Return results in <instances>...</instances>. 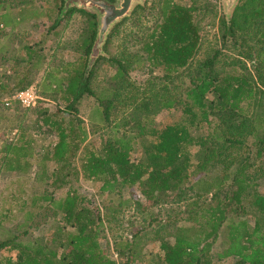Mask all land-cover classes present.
Here are the masks:
<instances>
[{"label":"trees","instance_id":"16d2710c","mask_svg":"<svg viewBox=\"0 0 264 264\" xmlns=\"http://www.w3.org/2000/svg\"><path fill=\"white\" fill-rule=\"evenodd\" d=\"M24 1L30 8L35 2ZM29 7L15 12L12 22L14 17H40ZM10 9L0 1V31L11 18ZM215 11L214 0H191L189 5L153 0L136 6L131 17L114 27L104 45L106 55L95 59L84 81L85 59L66 68L62 77L53 69L46 71L41 93L53 94L57 106L35 112L40 126L56 136L39 172L53 189L23 202L17 215L22 222L15 230L0 221V264H218L227 258L234 264H264V191L258 189L259 181L264 185V0H239L230 20L221 14L218 34L205 41L200 22ZM74 12L86 17L78 48L88 59L96 15L74 7L64 15ZM141 15L150 16V26H142ZM134 20L139 28L128 36H134L131 46L138 49L107 51L121 25ZM61 21L54 19L50 31ZM39 42L18 43L14 60L20 71L13 76L18 81L7 87L0 80V98L30 85L44 67L46 55ZM7 51L0 49L1 61ZM106 61L114 71L106 84L94 89L96 68ZM137 63L160 73H150L137 84L130 78ZM86 96L94 98L88 115L91 129L78 116ZM163 110H178L179 117L157 127L154 115ZM98 125L110 135L100 150H89L84 143L90 131L101 132ZM33 156L30 139L5 143L0 170L24 173ZM80 178L100 182L99 193L135 186L134 211L142 224L135 226L129 219L124 225L113 205L99 209L94 197L78 192ZM62 188L64 195L56 198ZM47 206L60 214L49 240L25 241L38 210ZM157 208L145 224L146 213ZM114 220L131 229L125 239L115 236H120L113 243L118 259L102 245ZM147 230L153 234L143 243ZM218 240L220 248L213 253Z\"/></svg>","mask_w":264,"mask_h":264},{"label":"rangeland","instance_id":"374dc122","mask_svg":"<svg viewBox=\"0 0 264 264\" xmlns=\"http://www.w3.org/2000/svg\"><path fill=\"white\" fill-rule=\"evenodd\" d=\"M0 1H3L4 5H6L7 7H11V9L8 11V17L13 16L15 12L23 13L25 7H29L25 5L24 0ZM143 1L144 5L145 3H147V5H150L151 1L153 0ZM178 1L183 4L189 5L191 0ZM60 4V0H35L32 8L29 7V9L32 10L29 11H36L34 14H32L33 16L41 14L40 17L38 16L39 18L37 17L35 19L31 16H19L21 19H17L16 17H14L15 22L13 23V17H11L7 22L8 24L6 26H2V30L0 31V49H2L3 51L7 49V52L12 53L14 57L12 58L11 56H8V53L7 57L10 59V61L7 62L6 56L4 61L0 60V80L5 82L7 87L13 86L18 81L16 78H13V76L20 71V67L17 65V63H15L14 60L15 57H17L16 55L18 51V43L20 41H22L23 44L32 45L40 41L39 43L43 45V52L46 55L44 67L34 76L30 85L25 87L28 88L30 86H33L37 96L39 97L35 106L26 108L19 105L20 103H16L17 101L11 100L12 95L19 90L10 91L11 93L9 94L5 93L4 96L0 98V147L5 143H15L20 138H23V140L30 139L32 141L34 150V156L30 159V167L26 172L8 173L3 169L0 170V221L2 224H4L5 227H8L12 230H15L17 226H19L22 222L21 216L18 217L17 215L18 209H20L23 202L26 201L29 197H37L42 194H49L53 189L50 184L51 180L47 179V176H44L43 179H41L39 172L42 163H45L42 160L43 156L50 148V146L53 145V143L56 141V136L52 131H45V127L40 126V115L39 113L35 112V109L56 108L57 106V102L54 101V99L51 97L53 96V94H51L49 91H45L49 96L41 93L44 90L43 80L46 71H48L49 69H53L54 72H58L56 75L62 77L65 75L66 68L71 69L84 59L87 64V58H84L81 55V52L78 48L82 33L86 27V17L78 12H74L73 14L65 16L64 14L67 9L72 7H68L61 15V11H59L58 13V6ZM214 4L216 10L215 14H208L207 17L202 18L200 22L202 28L201 35L205 41H211L214 39V36L218 34V19L221 14L225 16L222 0H214ZM64 5L65 1L63 0V7ZM135 9L136 7L133 9V11ZM49 10H51V12L50 15L47 16ZM131 15L126 18L131 17ZM56 18L57 20H62L61 24L57 28L53 29V31H50V26L53 20ZM140 20L143 27H147L148 25L150 26L152 23L150 16L141 15ZM2 25L5 24L2 22ZM138 28L139 27L136 25L135 20L127 21L126 23L122 24L119 33L113 36L112 42H110V44L107 46V51L112 52L115 48H117L120 52L122 49H125L126 46L129 50L124 51H129L131 53L136 51L138 49V46H131V44L134 42V36L132 37L128 35L134 33V35H136ZM204 53L205 51L203 47L201 50V54ZM248 65L250 66V63H248ZM113 71L114 65L111 62H102L96 68L95 74L91 80L92 87L96 89L98 86L106 84L109 76ZM150 73L156 75L160 72L158 69H154L153 72H151L148 67L141 69V67L137 63L136 69L130 71V78L137 84H140L150 75ZM7 76L9 77L7 78ZM5 98H8L10 100L9 105L5 104ZM93 105L94 98L91 96H86L78 106V116L84 121L88 129H91L88 115ZM177 117H179L178 110L160 111L154 115V125L157 127H161L166 123H171L172 121L177 119ZM98 126L102 127V129L100 130L101 132L91 133L90 131L87 140L84 143V146L89 150H100L103 139L110 135V130L107 127H103L100 125ZM196 133H202V131H198ZM100 134H103V136H100ZM136 151L138 157H140V149H137ZM48 163L50 164V162L46 161L47 167ZM75 164L77 167H79V159ZM50 171L51 169L49 166L47 175L50 174ZM200 175H202V173H200ZM259 183L260 184L258 185V189L264 191V185L262 181H259ZM78 185H80L81 187L78 192L85 195L87 198L94 197L97 201V206L99 207V209H101V207H103L104 205H113V208L117 207L118 210H116L118 211V214L116 217L122 220L124 222V225H126V223H129V219L135 221V226H140L142 224L141 215L137 214L134 211V201L136 195L133 191L135 186H124L123 188L116 189L112 194H110L109 192L99 193L100 182L80 178ZM65 191L66 188L58 190L55 194L56 198H60L62 195H64ZM119 195L121 198L119 197ZM131 198L133 199L129 201V199ZM170 199V197H167V200ZM142 203L143 205L145 204L143 201ZM173 204L174 203H172V205ZM158 210L159 208L146 213L145 217H147V219L144 223L147 224L148 220L154 217ZM160 210L161 212L163 211L162 209ZM54 211L55 210L51 206L39 209L34 222H31L28 236L23 239L25 241H33L36 238L41 239L43 237L48 241L51 236V232L54 230L56 221L60 217L59 213L54 215ZM110 225L111 227L108 228V231L106 232L107 239L102 238V245L106 254L118 259V255L114 250L113 243L114 239L120 236H115L121 235L123 238L127 237L130 235L129 233L131 229L129 226H126L127 228H124L121 226L122 224L117 225L115 220ZM152 234L153 232L151 230L145 231L143 233L142 242L147 243ZM113 235L115 238H113ZM219 248L220 242L218 240L213 248V253L218 251ZM234 262V259L227 258L221 262H218V264H234Z\"/></svg>","mask_w":264,"mask_h":264},{"label":"water","instance_id":"95a60500","mask_svg":"<svg viewBox=\"0 0 264 264\" xmlns=\"http://www.w3.org/2000/svg\"><path fill=\"white\" fill-rule=\"evenodd\" d=\"M65 5L61 10V15L68 7L84 9L96 15L97 32L93 42L91 52L87 59L84 70L83 81L86 79L95 59L100 55H105L103 46L113 27L130 16L136 6L144 5L143 0H64ZM239 0H222L225 18L230 20L236 4Z\"/></svg>","mask_w":264,"mask_h":264},{"label":"built area","instance_id":"2783aa9c","mask_svg":"<svg viewBox=\"0 0 264 264\" xmlns=\"http://www.w3.org/2000/svg\"><path fill=\"white\" fill-rule=\"evenodd\" d=\"M38 98L39 97L37 96L33 86H30L14 93L11 100L17 101L21 106L27 108L35 106ZM5 104H10V100L8 98H5Z\"/></svg>","mask_w":264,"mask_h":264}]
</instances>
